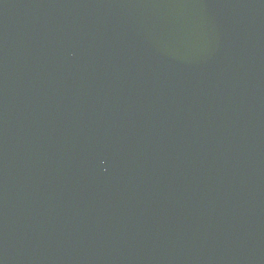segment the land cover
Here are the masks:
<instances>
[{"label": "water", "instance_id": "water-1", "mask_svg": "<svg viewBox=\"0 0 264 264\" xmlns=\"http://www.w3.org/2000/svg\"><path fill=\"white\" fill-rule=\"evenodd\" d=\"M0 264H264V0H0Z\"/></svg>", "mask_w": 264, "mask_h": 264}]
</instances>
